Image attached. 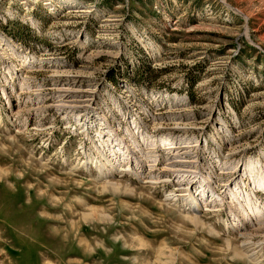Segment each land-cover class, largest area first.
I'll return each instance as SVG.
<instances>
[{
  "label": "rangeland",
  "instance_id": "rangeland-1",
  "mask_svg": "<svg viewBox=\"0 0 264 264\" xmlns=\"http://www.w3.org/2000/svg\"><path fill=\"white\" fill-rule=\"evenodd\" d=\"M0 264H264V0H0Z\"/></svg>",
  "mask_w": 264,
  "mask_h": 264
},
{
  "label": "bare ground",
  "instance_id": "bare-ground-1",
  "mask_svg": "<svg viewBox=\"0 0 264 264\" xmlns=\"http://www.w3.org/2000/svg\"><path fill=\"white\" fill-rule=\"evenodd\" d=\"M23 66H24V65H23ZM23 66H22V67H23ZM19 68H20V67H19Z\"/></svg>",
  "mask_w": 264,
  "mask_h": 264
}]
</instances>
